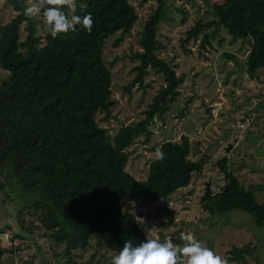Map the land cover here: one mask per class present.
I'll use <instances>...</instances> for the list:
<instances>
[{"label":"trees","instance_id":"trees-1","mask_svg":"<svg viewBox=\"0 0 264 264\" xmlns=\"http://www.w3.org/2000/svg\"><path fill=\"white\" fill-rule=\"evenodd\" d=\"M154 1L136 30L139 49L132 53L136 62L128 87L134 83L142 86L149 70L159 74L163 84L142 117L109 132L102 125L110 117L111 93L103 45L113 34V47L130 35L139 17L135 7L129 0H76L74 12L67 7L62 11L69 18L91 14L92 31L76 25L74 31L53 38L43 12V20L30 18L24 15L25 0H7L14 15L0 25V68L7 71V78L0 83V173L11 177L21 192L40 193V199L27 204L25 214L18 215L19 227L28 238L36 233L61 245L64 262L56 264H78L72 251L84 249L91 240L117 254L126 241L133 246L143 242L147 238L135 216L121 207L122 198L166 199L202 169L201 159L188 157L186 134L177 142L158 144L164 159L150 161L144 178L137 179L125 169L127 148L137 136L146 142L153 119L163 120L180 95L182 76L158 56L163 45L156 32L165 0ZM209 6L214 18L206 22L195 19L185 29L183 41L209 25L221 26L232 37L248 39L243 67L254 79L264 66V0H219ZM37 24L43 26L41 34ZM210 33H202L201 47ZM215 164L224 181L202 207L211 214L239 209L261 226L264 202H257L238 182L225 157ZM22 231H13L9 238H23ZM245 253L247 245L232 246L228 258L240 262ZM2 256L0 249V264H4Z\"/></svg>","mask_w":264,"mask_h":264},{"label":"rangeland","instance_id":"rangeland-1","mask_svg":"<svg viewBox=\"0 0 264 264\" xmlns=\"http://www.w3.org/2000/svg\"><path fill=\"white\" fill-rule=\"evenodd\" d=\"M135 7L138 20L130 35L121 43L111 45L114 34L103 45L105 63L111 72L109 120L102 123L113 132L120 125L129 124L143 116L151 97L163 84L159 74L151 70L143 77V85L128 87L135 64L132 53L138 50L136 30L147 16L154 0H129ZM209 0H165V9L157 26L156 38L163 45L158 52L175 73L182 76L180 95L171 103L163 120L155 117L149 128L152 134L146 142L137 136L127 148L125 169L137 179L145 176L147 164L155 159L158 144L164 140L178 141L181 134L189 139L190 159H201L202 169L189 184L173 192L166 199L124 196L121 207L131 212L147 239L163 241L170 237L179 243L182 232L192 233L205 246L228 258L232 246L247 245L243 261L229 259V264H264V222L254 224L250 215L231 209L222 214L208 213L199 202L208 182L211 194L223 184V174L215 164L225 157L228 170L238 182L249 189L257 202H264V66L255 78L247 76L243 59L249 49V40L230 36L218 26L201 28L196 37L183 41L185 29L200 18L206 22L214 18ZM33 0H25L27 6ZM14 11L7 0H0V25ZM43 20L39 14L35 16ZM21 36L23 35L22 25ZM37 32L43 26L37 24ZM203 32H211L202 47ZM7 71L0 68V83ZM128 87V91L125 90ZM221 104V108L215 110ZM103 113H99L102 115ZM248 120L243 130L238 123ZM40 199V193L21 192L17 184L5 173H0V249L4 264H56L63 263L62 246L42 235L28 238L19 227L18 215L25 214V206ZM207 199V198H206ZM35 224H38L34 220ZM23 238L10 239L13 232ZM117 255L97 246L91 240L84 249L74 250L72 259L78 264H110Z\"/></svg>","mask_w":264,"mask_h":264},{"label":"clouds","instance_id":"clouds-1","mask_svg":"<svg viewBox=\"0 0 264 264\" xmlns=\"http://www.w3.org/2000/svg\"><path fill=\"white\" fill-rule=\"evenodd\" d=\"M65 7L74 12L77 7L76 0H33L25 9L24 15L31 18L43 12L53 38L58 34L74 31L76 25H82L89 33L92 31L91 14L83 17L72 15L69 18L62 11ZM164 155L160 148L154 153L157 160H163ZM178 239L179 243H174L170 237L163 241L151 238L136 246L130 240L126 241L110 264H229V258L202 244L192 233L182 232Z\"/></svg>","mask_w":264,"mask_h":264},{"label":"water","instance_id":"water-1","mask_svg":"<svg viewBox=\"0 0 264 264\" xmlns=\"http://www.w3.org/2000/svg\"><path fill=\"white\" fill-rule=\"evenodd\" d=\"M211 194L210 188H209V184L208 182H205L204 184V191L202 193V195L199 198V202H203L206 200V198Z\"/></svg>","mask_w":264,"mask_h":264},{"label":"built area","instance_id":"built-area-1","mask_svg":"<svg viewBox=\"0 0 264 264\" xmlns=\"http://www.w3.org/2000/svg\"><path fill=\"white\" fill-rule=\"evenodd\" d=\"M221 108V104H218V107L215 110H219ZM217 110V111H218ZM248 123V120L246 119L245 121H241L238 123V127L240 130H243V128H245V125Z\"/></svg>","mask_w":264,"mask_h":264}]
</instances>
